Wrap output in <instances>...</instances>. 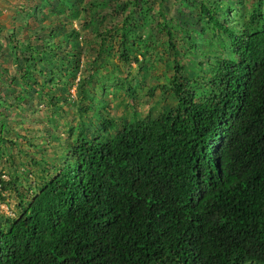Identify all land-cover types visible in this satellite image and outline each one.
<instances>
[{"label":"trees","instance_id":"16d2710c","mask_svg":"<svg viewBox=\"0 0 264 264\" xmlns=\"http://www.w3.org/2000/svg\"><path fill=\"white\" fill-rule=\"evenodd\" d=\"M28 1L0 0V15L10 11L0 22V115L39 85L52 127L66 105L76 120L61 115L64 136L41 146L22 136L26 149L0 122L16 157L0 171V203L16 199L14 213H0V264H264V0H109L98 19V0ZM54 6L69 20L56 28L67 47L60 84L49 66L56 36L44 32ZM74 20L93 28L90 67L102 77L74 81ZM111 52L115 61L103 60ZM152 56L169 75L136 99ZM157 89L172 103L138 114L137 100ZM114 91L129 117L103 113Z\"/></svg>","mask_w":264,"mask_h":264},{"label":"rangeland","instance_id":"374dc122","mask_svg":"<svg viewBox=\"0 0 264 264\" xmlns=\"http://www.w3.org/2000/svg\"><path fill=\"white\" fill-rule=\"evenodd\" d=\"M18 0H6V3L4 5H15L17 3ZM32 1L36 2L37 0H29L27 2L28 5H31ZM93 0H87V2H92ZM100 1V3H103V7L101 9H99V11L97 12V16L95 17V19H98L100 15H105L104 13H106L111 5H110V1L109 0H98ZM157 1V0H155ZM2 3H0L1 6ZM178 7V6H177ZM168 8L170 10V12L174 9V5L173 4H169ZM85 10V17L87 15V11L89 12V10L87 8H84ZM157 10V9H155ZM185 11L188 12V10L185 8ZM10 11H3L0 15V22H7L8 21V17H9V13ZM83 14V10L80 11L79 15ZM41 15L38 14V18H40ZM57 18V19H56ZM49 22L51 23V25H49V27L46 28V30L44 32H53L55 33L56 39H55V44L52 47L51 46V50L53 51V53H49L51 56V62L50 63V67L52 69H54L55 73H56V83L60 84V83H66L65 79L61 77L60 73L56 70L57 66L61 65V61H60V55H63L64 52L67 50V47L64 46L63 43V39L62 37H60V32L57 28V24L58 23H62L66 24V22L68 23V17L67 14L64 10H55V6L53 9L52 14L49 16ZM53 20H56V22H53ZM88 20V19H87ZM93 21V20H92ZM118 19H116L115 23H117ZM104 22L106 23L107 27H110L111 24L108 20H104ZM109 22V23H108ZM17 24H20V22H16ZM36 23L38 24L39 21L37 19ZM56 23V24H55ZM35 24V23H33ZM69 24V23H68ZM79 22L78 20H74L71 23V28L77 30L80 32L77 40H78V46H76V50L79 51L77 52V55L80 57L79 59V65H78V69L77 71L74 73L75 75V79L74 81L76 82L77 79L82 78L83 74L84 75H91L92 77L96 78L97 76L102 77L103 76V72H105L104 70L100 69V70H93L90 67L92 58L95 55L96 52V46L94 44V46H89L86 45L87 42L92 41L95 37V35H93L94 31L92 27H89V25L84 26V28L80 29L78 26ZM56 26V27H55ZM21 28V27H20ZM24 28L22 30H20V33L23 34L24 33ZM161 35V34H160ZM161 38V37H160ZM60 39V41L58 40ZM97 41V39H96ZM84 42V43H83ZM4 44V43H2ZM164 45V38H162L160 40V45H158L156 51L161 50L162 46ZM86 46V47H85ZM106 58L103 60L106 61H110V62H114L115 61V54L114 52L112 53H108L107 56H105ZM150 58V62L152 65H154V67L149 69V72L147 74V79L145 81V85L144 84H140L139 86L135 87V92L133 96H136V99H138L141 95H143L146 90L150 87V86H159V84H163L166 80L165 76H168L169 74L164 75L162 73V69H163V65L160 64L155 56L149 57ZM64 63V62H63ZM170 65V64H169ZM131 66L134 68V65L131 64ZM38 68H41L40 65H37ZM55 67V68H54ZM195 66H193L192 64L188 63L186 65V71L189 74L190 77H192V79H194L196 82H198L197 80V76L196 72H194ZM13 70V69H11ZM135 71V69H134ZM115 75V74H113ZM200 75V74H199ZM35 80H37L39 83H44V85H49L46 84L47 82L43 79L42 76H36ZM134 83V82H133ZM69 86V84L67 85ZM47 87V86H46ZM32 89L34 88V92L33 93H26L25 94V98L23 99L22 102L19 103H14V105H12L7 112H4V114L0 115V122L2 124H4V134L3 137L7 138L8 135L10 133H13L16 136V139L18 140L19 143L22 142L23 148L26 149L27 148V144L26 140H29L31 143L36 144V146H41L46 140L47 136L53 135V136H59L62 137L64 135H62V130L64 128V125L60 119V116L62 115V113H58V117H57V123L53 126L54 129H52V125L48 122L47 119V115L44 112V103L42 102V100H45V96H44V92L40 89L39 85L33 86L31 87ZM49 88V86H48ZM18 89V88H17ZM114 89V88H112ZM112 89H107L105 90L106 93H109L110 96H112V94L110 93ZM159 89V87H158ZM156 90L154 93V97L145 100V102H143V100L139 99L137 100L138 104H137V110H138V114L142 115L145 114L147 108H153L154 110V106L153 103L156 102V104L161 107L165 106L167 103L169 105V103L171 102V99L168 97V95H165L163 97V95H159V92H161L160 90ZM74 85L71 86L69 88V94L71 96V98H74ZM6 93V90L3 87H0V94L2 96H4ZM114 98H112V101L110 97H108L109 99V103L107 104V109L103 111V113L106 116H110L111 118L118 116V115H122V116H126L129 117L131 111L129 108L123 109L122 106V102L125 101V93L124 92H116L114 91ZM163 97V98H162ZM11 98H9L10 102H11ZM162 98V99H161ZM121 99V100H120ZM164 99H167V101L164 102ZM13 102V101H12ZM66 110V114L62 115V120L63 117H67V113L69 114V117H72V122H74V120H76V117L73 118V116H75V110H71L70 113L67 111V105L64 107ZM74 109V108H73ZM123 109V110H122ZM60 119V120H59ZM94 123V121H92ZM24 136L25 137V143H23V140H21V137ZM32 140V141H31ZM50 144H54V140L50 141ZM0 150L3 153V157L0 158V171H5L6 166H8L5 163V159L8 156H13L14 160L16 162V157L15 152L12 150V148L8 147L7 144L4 143H0ZM47 150H51L50 148H47ZM23 160L27 161V159L23 158ZM5 179V177H4ZM30 179V178H29ZM27 179L26 182L21 183L20 185L23 186V188H26V185L29 184L31 185L33 182L31 180ZM15 206H16V199L13 196H5L4 195V201L0 203V213H4L7 215H11L12 212H15Z\"/></svg>","mask_w":264,"mask_h":264}]
</instances>
